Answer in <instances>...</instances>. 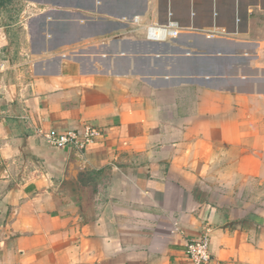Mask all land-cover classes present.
<instances>
[{
	"label": "crops",
	"instance_id": "1",
	"mask_svg": "<svg viewBox=\"0 0 264 264\" xmlns=\"http://www.w3.org/2000/svg\"><path fill=\"white\" fill-rule=\"evenodd\" d=\"M203 234L264 264V0H0V264H191Z\"/></svg>",
	"mask_w": 264,
	"mask_h": 264
},
{
	"label": "built area",
	"instance_id": "2",
	"mask_svg": "<svg viewBox=\"0 0 264 264\" xmlns=\"http://www.w3.org/2000/svg\"><path fill=\"white\" fill-rule=\"evenodd\" d=\"M129 21L132 31H141L147 41L162 42L176 37L179 33L177 24L172 21L166 24L144 22L139 16H135ZM99 134L95 128L86 127L80 134L73 130L59 132L52 130L42 135L46 144L52 148H72L82 153L95 142ZM184 254L191 264H209L211 260L209 236L203 234L198 239L186 241Z\"/></svg>",
	"mask_w": 264,
	"mask_h": 264
}]
</instances>
